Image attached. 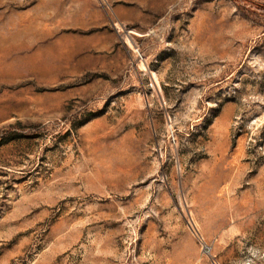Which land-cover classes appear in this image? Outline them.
<instances>
[{
    "label": "rangeland",
    "instance_id": "374dc122",
    "mask_svg": "<svg viewBox=\"0 0 264 264\" xmlns=\"http://www.w3.org/2000/svg\"><path fill=\"white\" fill-rule=\"evenodd\" d=\"M0 264H264V0H0Z\"/></svg>",
    "mask_w": 264,
    "mask_h": 264
}]
</instances>
